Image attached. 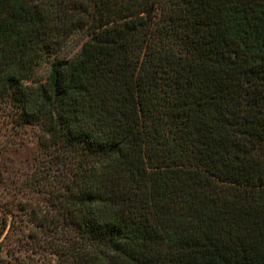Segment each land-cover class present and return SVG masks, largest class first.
Wrapping results in <instances>:
<instances>
[{"label":"trees","instance_id":"trees-1","mask_svg":"<svg viewBox=\"0 0 264 264\" xmlns=\"http://www.w3.org/2000/svg\"><path fill=\"white\" fill-rule=\"evenodd\" d=\"M2 102L56 257L17 264H264V0H0Z\"/></svg>","mask_w":264,"mask_h":264},{"label":"rangeland","instance_id":"rangeland-1","mask_svg":"<svg viewBox=\"0 0 264 264\" xmlns=\"http://www.w3.org/2000/svg\"><path fill=\"white\" fill-rule=\"evenodd\" d=\"M66 48L69 51L65 55H69L77 51L79 45L69 41ZM48 65L49 62H44L37 67L35 77L38 80L46 78ZM38 134L37 127L20 123L9 103H0V230L3 218L7 221L2 235L0 264L54 262L56 259L46 249L33 247V238H29L39 229L28 217V208L41 203L43 196L31 184V175L40 165ZM38 236H41L39 232Z\"/></svg>","mask_w":264,"mask_h":264}]
</instances>
